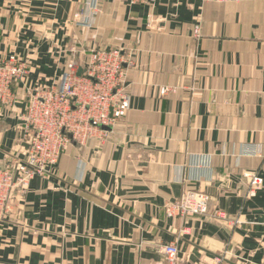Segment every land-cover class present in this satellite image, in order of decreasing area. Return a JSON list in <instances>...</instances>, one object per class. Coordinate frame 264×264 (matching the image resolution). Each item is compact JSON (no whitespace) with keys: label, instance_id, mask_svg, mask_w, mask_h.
<instances>
[{"label":"crops","instance_id":"obj_1","mask_svg":"<svg viewBox=\"0 0 264 264\" xmlns=\"http://www.w3.org/2000/svg\"><path fill=\"white\" fill-rule=\"evenodd\" d=\"M98 50L120 51L129 108L11 199L0 264H170V244L174 264H264V0H0V59L29 65L0 117L1 160L27 148L29 93ZM244 173L263 180L252 198ZM186 191L209 212L168 217Z\"/></svg>","mask_w":264,"mask_h":264},{"label":"built area","instance_id":"obj_2","mask_svg":"<svg viewBox=\"0 0 264 264\" xmlns=\"http://www.w3.org/2000/svg\"><path fill=\"white\" fill-rule=\"evenodd\" d=\"M158 0H131L132 3H156ZM226 2L228 0H217ZM194 40L200 38V28L194 26ZM118 50L93 51L87 63L79 67L69 63L58 82L33 90L26 103L22 122L27 143L25 152L16 157L0 159V222L8 214L14 196L23 197L35 177L47 180L53 176L58 160L71 138L82 144L94 129L112 127L129 108L125 95L126 73ZM29 73L28 62L11 55L0 59V117L15 101L12 87ZM163 87L160 95L175 93ZM245 198L254 197L263 180L256 173L242 175ZM210 196L186 191L178 201L167 207V216H203L209 212ZM238 224L239 221H233ZM170 264H174L178 249L170 244L161 248ZM225 255L216 256L206 264H223Z\"/></svg>","mask_w":264,"mask_h":264}]
</instances>
